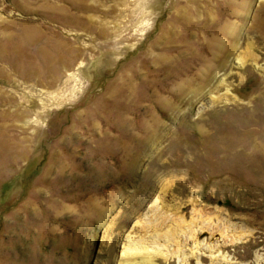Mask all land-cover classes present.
Returning <instances> with one entry per match:
<instances>
[{"label":"rangeland","instance_id":"obj_1","mask_svg":"<svg viewBox=\"0 0 264 264\" xmlns=\"http://www.w3.org/2000/svg\"><path fill=\"white\" fill-rule=\"evenodd\" d=\"M128 236L264 264V0H0V264H144Z\"/></svg>","mask_w":264,"mask_h":264},{"label":"bare ground","instance_id":"obj_2","mask_svg":"<svg viewBox=\"0 0 264 264\" xmlns=\"http://www.w3.org/2000/svg\"><path fill=\"white\" fill-rule=\"evenodd\" d=\"M161 220H163L165 222L166 221V217L163 216L162 214L161 215H157L156 214V218L154 220H148V221H146L147 222L146 223L147 224L146 227H150L151 230L153 231V234L150 235V239L148 238L149 244L151 246H152V244L157 243L158 240L162 236H164L165 238L174 237V231L172 229L171 230H165L163 232H160L159 231L162 228V225H163L161 223ZM143 225H144V223H143ZM147 247H148V245H142V242L141 241L134 240V239L130 238V236H128V242H127L126 245L123 246V253L125 255H127V256H131V255L138 254V253H144V250H145V252L147 254H146L145 260L143 259L144 264H153L152 263L153 257H151V256L153 254H156L158 252H163V251L160 248L157 249V248H155V246H153L152 248H155L157 250L151 252L149 249H147ZM147 251H149V252H147ZM167 255H168V253L167 252H164V256L167 257ZM124 264H126V263H124ZM137 264H140V263H137Z\"/></svg>","mask_w":264,"mask_h":264}]
</instances>
